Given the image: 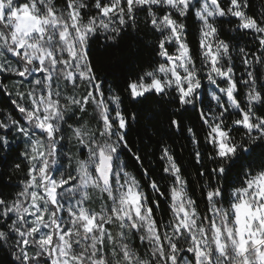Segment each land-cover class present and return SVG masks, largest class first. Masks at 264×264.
<instances>
[{
	"label": "snow or ice",
	"instance_id": "obj_1",
	"mask_svg": "<svg viewBox=\"0 0 264 264\" xmlns=\"http://www.w3.org/2000/svg\"><path fill=\"white\" fill-rule=\"evenodd\" d=\"M249 8L0 0V95L12 106L0 109V162L19 177L0 195V248L11 264H264V10ZM141 17L158 59L121 91L97 75L92 45L117 46ZM150 99L168 106V133L193 146L199 199L165 137L154 158L166 187L130 142L139 117L125 101ZM188 111L194 120H184Z\"/></svg>",
	"mask_w": 264,
	"mask_h": 264
},
{
	"label": "trees",
	"instance_id": "obj_2",
	"mask_svg": "<svg viewBox=\"0 0 264 264\" xmlns=\"http://www.w3.org/2000/svg\"><path fill=\"white\" fill-rule=\"evenodd\" d=\"M249 4V13L252 15L259 16L261 10H264V0H249ZM187 24V38L193 49H197L199 25L194 19H190ZM230 28L231 26L228 24L221 25L222 38H228L233 35ZM248 41V37L240 39L241 43H247ZM155 50L153 35L145 27L143 17H141L138 29L133 31L129 28L119 38L117 46L105 48L102 39L98 40L92 45L91 55L97 75L101 79H105L108 84L118 86L122 91L124 82L128 77L138 75L144 66L152 64L158 59L155 55ZM237 67L239 68V63H237ZM237 74L239 75L240 73L238 72ZM167 107L166 104L158 99H150L143 104H129L125 101V108L128 112H136L139 117L136 129L129 134L130 142L133 148L144 156L145 165L149 168L151 176L155 177L162 187H166L167 181L160 180L162 162L154 158L158 151V142L162 136L165 137L166 142L172 147L179 162L187 169L192 190L197 199H199L202 184L197 176V168L199 166L195 165L191 155L193 146L184 136L179 134L170 135L168 133L166 122L163 120V114ZM0 109L12 110L11 103L6 96L0 95ZM183 115L185 121L195 119V115L191 111L185 112ZM148 128H152L155 134L148 132ZM208 147L201 143V150L205 153V167L210 168L211 165L206 159ZM8 167V165L0 162V195L3 196L13 194L19 178L18 174H13L8 170ZM0 264H11V257L7 249L0 248Z\"/></svg>",
	"mask_w": 264,
	"mask_h": 264
},
{
	"label": "rangeland",
	"instance_id": "obj_3",
	"mask_svg": "<svg viewBox=\"0 0 264 264\" xmlns=\"http://www.w3.org/2000/svg\"><path fill=\"white\" fill-rule=\"evenodd\" d=\"M238 75V74H237ZM239 76V75H238ZM206 87H207V84H206Z\"/></svg>",
	"mask_w": 264,
	"mask_h": 264
}]
</instances>
